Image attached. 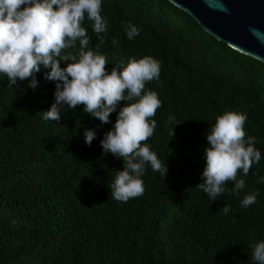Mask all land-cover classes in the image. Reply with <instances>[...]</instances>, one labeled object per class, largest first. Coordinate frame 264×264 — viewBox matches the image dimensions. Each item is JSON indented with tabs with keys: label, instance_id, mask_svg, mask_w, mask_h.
Returning a JSON list of instances; mask_svg holds the SVG:
<instances>
[{
	"label": "trees",
	"instance_id": "1",
	"mask_svg": "<svg viewBox=\"0 0 264 264\" xmlns=\"http://www.w3.org/2000/svg\"><path fill=\"white\" fill-rule=\"evenodd\" d=\"M101 14L108 21L103 42L91 21L82 26L108 71L131 58L161 62L160 79L145 91H155L162 107L142 145L165 161L167 175L146 165L144 194L114 200L111 183L123 160L102 154L100 141L119 107L105 124L83 105L45 121L39 112L55 100L47 69L36 73L35 89L31 77L9 86L0 74V264H257L252 245L264 240V63L217 40L167 0H102ZM126 24L140 29L132 40ZM226 111L246 114L244 129L261 159L247 176L238 172L245 180L239 195L211 201L196 185L203 182L208 130ZM169 116L181 123L170 124ZM85 128L97 133L91 145ZM252 192L256 202L242 207Z\"/></svg>",
	"mask_w": 264,
	"mask_h": 264
},
{
	"label": "clouds",
	"instance_id": "2",
	"mask_svg": "<svg viewBox=\"0 0 264 264\" xmlns=\"http://www.w3.org/2000/svg\"><path fill=\"white\" fill-rule=\"evenodd\" d=\"M101 13L102 0H0V74L7 77L9 86L17 79L31 77L28 87L35 89L36 73L41 67L47 69L44 78L55 82V100L47 111L39 112L45 121L58 122L62 113L83 105L84 113L105 124L119 107L116 121L100 143L102 154L111 153L123 160V169L111 183V196L118 202H128L145 192L142 177L146 165L163 178L168 171L150 145H142L153 136L157 122L150 118L162 107L155 91H145L147 82L160 79L161 62L152 56L131 58L127 64L115 63L108 71V59L89 47L92 36L82 26L85 19L91 21L92 32L103 42L108 21ZM124 27L129 40L140 33L134 24ZM117 43L112 40L113 45ZM246 120L245 113L226 111L208 130L203 182L196 186L211 201L226 192L239 195L245 180L238 178V172L242 170L247 176L253 164L260 162L255 137L247 136L244 129ZM168 122L174 126L181 123L173 116ZM96 135L94 129L85 128V143L91 145ZM228 182L233 183L231 190L226 189ZM259 182L264 183V177ZM257 195L246 194L241 206L253 205ZM222 210L227 214L230 208L224 205ZM252 259L264 264V240L252 245Z\"/></svg>",
	"mask_w": 264,
	"mask_h": 264
},
{
	"label": "water",
	"instance_id": "3",
	"mask_svg": "<svg viewBox=\"0 0 264 264\" xmlns=\"http://www.w3.org/2000/svg\"><path fill=\"white\" fill-rule=\"evenodd\" d=\"M207 33L264 63V0H167Z\"/></svg>",
	"mask_w": 264,
	"mask_h": 264
}]
</instances>
